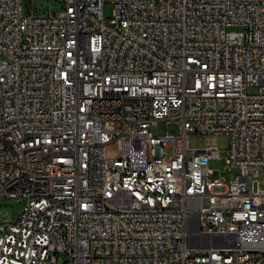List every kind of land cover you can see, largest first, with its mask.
Segmentation results:
<instances>
[{
	"label": "built area",
	"instance_id": "2783aa9c",
	"mask_svg": "<svg viewBox=\"0 0 264 264\" xmlns=\"http://www.w3.org/2000/svg\"><path fill=\"white\" fill-rule=\"evenodd\" d=\"M24 1L0 0V199L23 201L0 264H264V0Z\"/></svg>",
	"mask_w": 264,
	"mask_h": 264
},
{
	"label": "rangeland",
	"instance_id": "374dc122",
	"mask_svg": "<svg viewBox=\"0 0 264 264\" xmlns=\"http://www.w3.org/2000/svg\"><path fill=\"white\" fill-rule=\"evenodd\" d=\"M51 6L52 11H60L62 8V4L59 0H41L39 2V8L42 11H47L48 6ZM24 10H30V2L25 0L23 3ZM36 7V2L34 3ZM105 16L109 17L113 13V9L111 4H106L104 6ZM232 30L237 29V27L230 28ZM153 132L157 134L159 132V127L154 126ZM188 146L190 148H205L207 146H214L219 149L217 155L212 157L209 162L210 168L213 170L211 173V177H218L220 176L224 181H230L234 176L240 174V169L237 167H233L230 170L227 169L226 165V158L228 157V148L230 143L229 135L225 133H190L187 138ZM167 154L171 155V147L168 148ZM264 179V170L261 171L258 176V181H253V186L257 187L264 186L263 183ZM23 206V201L20 198H4L0 199V225L10 219H16L19 214L21 213ZM66 257L64 255L60 256V259L57 261L56 264H73L71 260H68L64 263V259Z\"/></svg>",
	"mask_w": 264,
	"mask_h": 264
},
{
	"label": "water",
	"instance_id": "95a60500",
	"mask_svg": "<svg viewBox=\"0 0 264 264\" xmlns=\"http://www.w3.org/2000/svg\"><path fill=\"white\" fill-rule=\"evenodd\" d=\"M67 262V260H64V263Z\"/></svg>",
	"mask_w": 264,
	"mask_h": 264
}]
</instances>
